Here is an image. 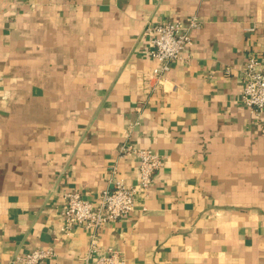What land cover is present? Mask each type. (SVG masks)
<instances>
[{"label": "crops", "instance_id": "obj_1", "mask_svg": "<svg viewBox=\"0 0 264 264\" xmlns=\"http://www.w3.org/2000/svg\"><path fill=\"white\" fill-rule=\"evenodd\" d=\"M203 21L187 60L144 91L148 23ZM264 55V0H0V264H82L89 231L55 243L64 191L97 202L113 167L128 186L131 141L164 154L127 216L100 228L126 264H264V129L241 98V68ZM140 108V110L138 109Z\"/></svg>", "mask_w": 264, "mask_h": 264}, {"label": "built area", "instance_id": "obj_2", "mask_svg": "<svg viewBox=\"0 0 264 264\" xmlns=\"http://www.w3.org/2000/svg\"><path fill=\"white\" fill-rule=\"evenodd\" d=\"M203 21L197 14L184 20H168L148 23L143 34L148 41V55L155 62L151 69L143 70L140 84L144 91H152L162 84L164 75L175 62L187 60L185 50L193 43V31L202 26ZM243 89L242 101L247 105L264 129V55L250 53L241 68ZM140 110V108H138ZM141 123V114L131 122L124 133L125 140L119 146L120 156H134L138 159L139 178L134 186H128L122 177L117 176L113 167L110 181L112 187L103 188L97 202H92L80 191H64L61 203V225L55 243L68 235L76 225H83L89 231L88 251L80 259L82 264H126L120 250L108 247L102 251L100 228L111 221L127 217L135 208V196L146 191L153 182L155 174L162 169L163 153L136 146L130 139L134 128ZM56 247H36L31 251L16 255L15 262L39 264L56 257Z\"/></svg>", "mask_w": 264, "mask_h": 264}]
</instances>
